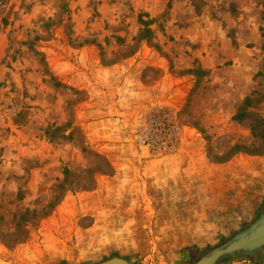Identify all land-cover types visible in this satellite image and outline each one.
Listing matches in <instances>:
<instances>
[{
  "label": "rangeland",
  "instance_id": "374dc122",
  "mask_svg": "<svg viewBox=\"0 0 264 264\" xmlns=\"http://www.w3.org/2000/svg\"><path fill=\"white\" fill-rule=\"evenodd\" d=\"M260 115L264 0H0V264H192L264 212Z\"/></svg>",
  "mask_w": 264,
  "mask_h": 264
},
{
  "label": "water",
  "instance_id": "95a60500",
  "mask_svg": "<svg viewBox=\"0 0 264 264\" xmlns=\"http://www.w3.org/2000/svg\"><path fill=\"white\" fill-rule=\"evenodd\" d=\"M264 248V212L228 239L206 250L192 264H219L235 255H252ZM94 264H132L126 258L113 255Z\"/></svg>",
  "mask_w": 264,
  "mask_h": 264
},
{
  "label": "crops",
  "instance_id": "0c3cea01",
  "mask_svg": "<svg viewBox=\"0 0 264 264\" xmlns=\"http://www.w3.org/2000/svg\"><path fill=\"white\" fill-rule=\"evenodd\" d=\"M183 87H184V84L181 85L179 78H174L173 76H168L167 73H164V75L161 77V79L156 82V85L155 86H151L149 88H150V91H153V93H152V96L153 97H155V96H158L159 97L161 95H164V98L159 101V103H160V102H166V100L168 99V98H166V92H169V91L175 92L177 89L178 90H182ZM156 89H158V90H156ZM156 91H159L161 93L154 94V92H156ZM149 103H151V102H149ZM149 103L146 102V104H149ZM209 166L213 170H215V169L216 170H221V169H224L226 167L232 166V164H216V163H210ZM209 166H208V168H209ZM226 182H229L230 183V179L227 178ZM252 182H253V178L245 177V175H244L243 183H241V185H242V187L248 186V185H251ZM222 189H225V187L222 188ZM210 191H213V190L211 189ZM222 191H224V190H222ZM246 260L247 259L245 258V259H243L240 262L242 264H246V262H245Z\"/></svg>",
  "mask_w": 264,
  "mask_h": 264
},
{
  "label": "trees",
  "instance_id": "16d2710c",
  "mask_svg": "<svg viewBox=\"0 0 264 264\" xmlns=\"http://www.w3.org/2000/svg\"><path fill=\"white\" fill-rule=\"evenodd\" d=\"M146 29L147 30H145V32L146 31L147 32L150 31L148 28H146ZM250 103H252V98L250 96H247L244 99L242 106H240L238 108V112L235 115V117L237 119H242L243 117H245L246 114L249 113V112H247V110H245V107L251 106ZM258 124H260V128H259ZM250 129H251V132L253 133V135H259L260 137H264V115H260L259 122L257 124H254V125L250 124ZM235 147H236V145H235ZM260 151H264V148H262V150H260ZM212 161L217 162V161H220V160H212ZM106 167L108 169H110V164H109L108 160H106ZM100 171H102V170H100ZM66 172H67V170L65 171V173ZM256 253H258V252H256ZM256 253H254L252 255H241V254L240 255H235V256H232L231 258L227 259V260L222 261L221 263L229 261L230 259H233L235 257H243V258H247V259H252V258L255 257ZM221 263H219V264H221ZM132 264H134V263H132Z\"/></svg>",
  "mask_w": 264,
  "mask_h": 264
},
{
  "label": "built area",
  "instance_id": "2783aa9c",
  "mask_svg": "<svg viewBox=\"0 0 264 264\" xmlns=\"http://www.w3.org/2000/svg\"><path fill=\"white\" fill-rule=\"evenodd\" d=\"M163 119L165 120V122H168L169 117H164ZM169 125H170V124H169ZM174 129H175V127H174Z\"/></svg>",
  "mask_w": 264,
  "mask_h": 264
}]
</instances>
